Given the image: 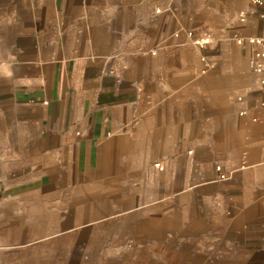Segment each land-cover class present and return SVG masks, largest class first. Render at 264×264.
<instances>
[{
	"label": "crops",
	"instance_id": "crops-1",
	"mask_svg": "<svg viewBox=\"0 0 264 264\" xmlns=\"http://www.w3.org/2000/svg\"><path fill=\"white\" fill-rule=\"evenodd\" d=\"M262 35L252 0H0L1 244L39 214L264 264Z\"/></svg>",
	"mask_w": 264,
	"mask_h": 264
},
{
	"label": "rangeland",
	"instance_id": "rangeland-1",
	"mask_svg": "<svg viewBox=\"0 0 264 264\" xmlns=\"http://www.w3.org/2000/svg\"><path fill=\"white\" fill-rule=\"evenodd\" d=\"M29 215L37 226L29 237L36 241L25 246H5L1 243L6 240L1 237L0 264H213L212 260H205L202 253L197 252L199 246L196 244L186 245L183 251H176L174 243L167 247L164 244L160 248L149 247L153 239L147 240L146 232L138 236L129 223L81 222L63 228L61 237L37 240L41 233L52 228L45 227L43 215L41 223L37 221L39 214ZM39 225L43 226L42 230ZM10 240L16 239L11 236ZM189 242H193L192 239ZM208 255L211 256V252Z\"/></svg>",
	"mask_w": 264,
	"mask_h": 264
},
{
	"label": "built area",
	"instance_id": "built-area-1",
	"mask_svg": "<svg viewBox=\"0 0 264 264\" xmlns=\"http://www.w3.org/2000/svg\"><path fill=\"white\" fill-rule=\"evenodd\" d=\"M256 4L264 5V0H252ZM244 39L237 37L236 41L238 43H241ZM208 42V38H203L197 40V43L199 45H204ZM248 43L255 44L257 48H255L253 54L251 55L249 62H250V68L253 69L255 73L258 74V77L260 79V84L262 91H264V35L262 36H250L247 38ZM202 61L205 63V67L202 69V71H206L207 68L209 67V64L206 61L205 56H201ZM112 71V70H110ZM241 114L243 111L240 112ZM155 167L158 169H162L163 167L161 166L160 163H154ZM229 175L226 173H221L220 178L221 179H226L228 178Z\"/></svg>",
	"mask_w": 264,
	"mask_h": 264
}]
</instances>
